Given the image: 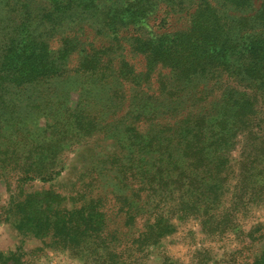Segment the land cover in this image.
Here are the masks:
<instances>
[{
    "label": "trees",
    "instance_id": "obj_1",
    "mask_svg": "<svg viewBox=\"0 0 264 264\" xmlns=\"http://www.w3.org/2000/svg\"><path fill=\"white\" fill-rule=\"evenodd\" d=\"M81 144L66 193L23 191ZM0 182L1 222L80 264H175V222L240 233L264 204V0H0Z\"/></svg>",
    "mask_w": 264,
    "mask_h": 264
},
{
    "label": "rangeland",
    "instance_id": "obj_2",
    "mask_svg": "<svg viewBox=\"0 0 264 264\" xmlns=\"http://www.w3.org/2000/svg\"><path fill=\"white\" fill-rule=\"evenodd\" d=\"M181 22V20H179ZM156 22L152 19L149 21L148 27H144L145 33L154 32ZM127 60L140 66L139 57L127 54ZM77 64V57L73 56L69 63V67L73 68ZM76 94H72L75 100ZM81 145L67 148L63 155L65 168L62 174L51 182L42 183L34 181L24 186L23 191L33 192L39 189L52 190L59 193H66V190L74 179L73 166L78 165L81 155L87 152V147ZM238 149V148H237ZM237 149L233 152V156H237ZM14 182L12 186H14ZM9 201V194L3 183L0 182V207H6ZM0 215L3 213L0 211ZM0 218V251L6 253L8 251L17 250L21 256L23 264H80L68 257L65 252L51 250L42 242L20 238L13 230L11 225L1 222ZM176 223V232L162 240L161 247L164 255L170 257L175 264H191L200 259L193 255L196 249L201 246L211 250L212 259L208 264H248L252 262L257 247L264 245V204L258 208H253L238 223L240 224V233L237 235L232 232L224 233L220 238L214 239L213 242L205 241L200 227L194 220H186L182 223ZM248 234V237L246 236ZM252 241V245L249 244ZM155 253L161 254L160 249ZM234 254V255H233Z\"/></svg>",
    "mask_w": 264,
    "mask_h": 264
}]
</instances>
